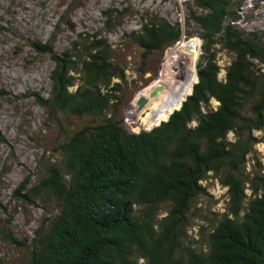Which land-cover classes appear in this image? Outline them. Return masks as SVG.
Returning a JSON list of instances; mask_svg holds the SVG:
<instances>
[{
    "label": "trees",
    "instance_id": "obj_1",
    "mask_svg": "<svg viewBox=\"0 0 264 264\" xmlns=\"http://www.w3.org/2000/svg\"><path fill=\"white\" fill-rule=\"evenodd\" d=\"M238 1L186 2L185 34L200 42L197 82L194 59L179 87L187 93L172 97L178 106L191 91L181 107L138 133L123 116L128 67L107 38L80 34L59 53L31 42L54 65L36 103L55 157L24 188L23 201L45 214L29 243L0 228L26 249L25 264H264V173L247 172L264 128V34L239 26ZM104 14L110 28L117 16ZM181 35L179 23L147 12L120 40L138 49L144 72ZM221 51L231 57L225 68ZM209 178L229 201L197 244L192 212Z\"/></svg>",
    "mask_w": 264,
    "mask_h": 264
},
{
    "label": "rangeland",
    "instance_id": "obj_2",
    "mask_svg": "<svg viewBox=\"0 0 264 264\" xmlns=\"http://www.w3.org/2000/svg\"><path fill=\"white\" fill-rule=\"evenodd\" d=\"M186 2L0 0V228L6 236L9 232L18 242L26 240L29 243L31 240L45 214L39 209V204L23 201L24 188L28 183H33L39 162L53 161L55 157L51 152L54 133L43 129L45 112L36 103L38 97L46 98L49 94V72L54 65L48 56L35 54L31 42L52 44L54 51L59 53L67 49L80 34L107 38L117 53V63L128 67L127 84L124 85L127 100L123 109L125 127L131 133L148 131L163 122L155 123L156 115L163 112L171 114L179 108L180 104L171 103L174 100L172 97L176 95L180 98L187 93L189 86L179 87L191 72L192 75L195 73L200 42L196 37L185 34ZM238 3L239 26L245 31L264 34V0H239ZM108 11L117 16L110 22V28L105 26L104 13ZM116 12L121 14L117 15ZM147 12L164 17L171 23H179L182 35L161 56H152L144 72H141L140 52L130 44H122L120 37L125 31L137 29L139 17ZM178 45L187 47L186 67L195 59L194 70L188 75L184 72L179 84L167 92L168 86L173 87L176 82L172 80L166 83L163 80V65L170 58L171 71L166 72L168 78L172 73H177V61L175 59L172 64L175 57L170 55ZM177 52L179 56L181 49L178 48ZM218 58L222 68L231 61L230 55L224 51L218 54ZM223 76L224 71H221L220 78ZM158 83L164 86L163 90L150 99L142 110L134 113L131 105L136 98L146 95ZM254 135L260 142L255 145L254 155L248 157L247 172L251 176L257 172L264 173V128ZM202 185L207 194L202 195L194 206L191 218L193 227L189 231L197 244L202 239L200 233L207 234L211 230L212 222L226 211L229 201L226 189L217 180L209 178ZM6 236L0 232V264H25L26 249Z\"/></svg>",
    "mask_w": 264,
    "mask_h": 264
},
{
    "label": "bare ground",
    "instance_id": "obj_3",
    "mask_svg": "<svg viewBox=\"0 0 264 264\" xmlns=\"http://www.w3.org/2000/svg\"><path fill=\"white\" fill-rule=\"evenodd\" d=\"M184 45V44H183ZM184 47V46H183ZM181 49V52H180V54H179V56H178V52H177V49ZM187 48V47H186ZM186 48H182L181 47V45H178L176 48H174V50L172 51V53H171V57H175L174 58V61L172 62V64H174V62H175V59H176V61H177V65H176V63H175V69L177 70V73H172V76L170 77V78H168V76H169V74H167L166 72H168V70L169 71H171L170 70V68H169V66H170V58H168L169 60H167L165 63H164V65H163V80L167 83V82H171L172 80H174L176 83H175V85L172 87V86H168L169 88H168V90H167V92L168 91H170L171 89H173L174 87H176V85L177 84H179V81L181 80V78H182V76L184 75V72H188V68H189V66L188 67H186V64L184 65V63H186V61H184L185 60V57H186ZM169 56V55H168ZM172 59V58H171ZM171 64V65H172ZM171 67V66H170ZM169 73V72H168ZM162 81V80H161ZM162 83V82H161ZM194 84V83H193ZM166 92V91H165ZM180 105H181V103H180ZM180 105H179V107H180ZM170 115V114H169ZM168 115V116H169ZM168 118V117H167ZM167 120V119H166ZM165 121V120H164Z\"/></svg>",
    "mask_w": 264,
    "mask_h": 264
},
{
    "label": "water",
    "instance_id": "obj_4",
    "mask_svg": "<svg viewBox=\"0 0 264 264\" xmlns=\"http://www.w3.org/2000/svg\"><path fill=\"white\" fill-rule=\"evenodd\" d=\"M188 2H192V1H194V0H187ZM198 51H199V49H198ZM195 77H196V81L194 82V83H196L197 82V75H196V69H195ZM193 86V85H192ZM163 88H164V86L162 85V84H160V83H158V84H155L147 93H146V95H139L137 98H136V100H135V102L133 103V105H131L132 106V108H133V111H134V113H138L140 110H142V108L148 103V101L150 100V99H152V98H154L155 96H157V94H159L162 90H163ZM192 90V89H191ZM191 93V92H190ZM189 93V94H190ZM188 94V95H189ZM187 95V96H188ZM186 96V97H187ZM185 100V99H184ZM181 105H182V103H181ZM181 105H180V107H181ZM179 107V108H180ZM178 108V109H179ZM178 109H176V110H178ZM173 113V112H172ZM171 113V114H172ZM170 116V115H169ZM169 116H168V118H169ZM168 118H167V120H168ZM167 120H165V121H163V122H166ZM159 125V124H158ZM157 125V126H158ZM152 129V128H151ZM151 129H149V130H151Z\"/></svg>",
    "mask_w": 264,
    "mask_h": 264
}]
</instances>
